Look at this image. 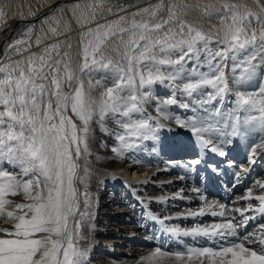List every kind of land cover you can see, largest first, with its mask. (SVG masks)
<instances>
[{
  "label": "snow or ice",
  "instance_id": "obj_1",
  "mask_svg": "<svg viewBox=\"0 0 264 264\" xmlns=\"http://www.w3.org/2000/svg\"><path fill=\"white\" fill-rule=\"evenodd\" d=\"M256 3L259 12L245 9L241 13L238 5H224L227 11L221 14L226 18L221 41L223 47L216 52L205 48L204 63L199 62L197 50L193 47L196 40L204 39L199 31L190 29L194 35L189 40L171 43L169 41H174L175 37L168 32L162 33L163 38L153 35L175 19L177 12L174 10L179 6L173 3L168 20L162 23L137 21L135 16L139 13H135L131 20L121 16L88 27L77 45L75 61L53 59L51 52L59 45L52 44L45 49L47 59L35 55L27 58V70L23 66L24 61L0 67V216L13 224L12 230L0 229L4 233L0 236V264H85L87 250L80 247L79 240L82 238L81 221L87 215L90 201L87 191L81 195L78 184L87 188L88 172L82 168L80 160L82 154L86 159L89 151L90 125L94 120L103 125L106 118H111L122 127V133L115 132L118 145L111 149L119 155L134 146L128 143L129 140L143 139L153 133L154 127L160 126L146 113L141 118L132 119L134 115L141 114L142 101L150 98L147 89L155 83L167 79L171 84L181 78L187 82L182 84L180 91L187 97L197 90L211 88L213 91L201 97V104L207 105L209 101L223 103V97L231 91L224 73L229 53L233 59L232 71L235 73L239 68L241 73L234 77L237 82L253 75V61L257 57L264 59V28L259 39L256 30L251 28L253 22L264 24V5H259V0ZM165 7L161 2L153 10L145 8L142 12L156 17ZM183 7L188 10L196 6ZM92 19H95L94 15ZM183 27L181 24V30ZM31 31L29 28L24 35L30 37ZM114 38L123 45L125 64L115 67L113 86H101L100 98L94 99L85 91L79 75L109 67L111 61L104 63L103 49ZM27 43V39L18 38L9 47L19 52L20 46ZM181 45H186L187 51ZM249 48L251 51L242 60L236 59L238 53ZM173 49H179L177 60L158 59L161 54L170 57ZM63 56L69 57V53L65 52ZM186 63H192L191 70L185 68ZM161 66H171L172 70L166 76ZM65 86L71 91L65 92ZM171 86L175 89L174 84ZM141 88L146 89L142 94ZM154 103L160 119H175L182 127L188 128L196 144L206 152L224 158L211 164L205 160L208 176L202 179L211 181L214 174H224V165L233 167L227 158L230 152L235 151L234 144L240 146L251 141L247 160L250 165L255 163L258 150L264 152V82L258 89L236 92L233 110L226 116L217 106L203 116L193 111L192 117L182 120L162 110V104L176 105L175 98ZM184 107L188 109L189 104H184ZM69 111L78 117L79 124L68 115ZM200 111L204 109L200 108ZM216 116L221 119L216 120ZM254 137L259 138L258 143ZM201 163V159L191 162L192 165ZM4 164L14 169L18 167L19 172L6 170ZM246 172L248 169L240 168V173ZM240 173L233 174L236 181H239ZM254 183L259 189L258 194L249 187L245 195L238 198L246 202L243 209L229 208L219 202H205L197 210L175 217L189 219L210 215L221 218L218 222L197 224L190 229L175 226L163 229L178 237L205 238L211 246L187 247L174 252L156 247L148 256L141 258L143 264H161L167 260H174L176 264H264V182L257 180ZM194 191L199 194V189ZM21 194L26 202L15 203L7 198ZM200 198L205 200L203 195ZM164 199L161 197L160 201ZM81 201L84 211H81ZM253 201L257 206H253ZM248 212L258 213L261 222L253 231L240 236L239 229H247L250 222L258 220L257 215H246ZM232 213H237L240 218ZM173 218L149 216L161 225Z\"/></svg>",
  "mask_w": 264,
  "mask_h": 264
},
{
  "label": "bare ground",
  "instance_id": "obj_2",
  "mask_svg": "<svg viewBox=\"0 0 264 264\" xmlns=\"http://www.w3.org/2000/svg\"><path fill=\"white\" fill-rule=\"evenodd\" d=\"M58 1H61V2L59 4H57V6H55L54 3H57ZM91 1H95L94 12H95L96 16L99 17V19H100V20H98V23L104 24L103 19L108 15L119 16L123 12L132 13L134 10H142L147 5L154 3L157 0H53L50 3H47L48 0H12L10 2V11L13 13H17L20 16H25V17L12 20L15 23L16 31L13 35H11V37L8 38V40L4 46L3 52L0 53V60L3 59L2 57L5 56V54L9 50V45L13 42V40L20 38L22 35H24V34H22L19 36L20 33H23V31L25 29L33 28L35 24H36V27H35L36 35H35L34 41L36 40V42H37L38 40L40 41V40L44 39V37L42 35V33H43L42 23L44 22L43 19L53 21L54 24L57 25L56 37L61 41L63 49H69L70 50L71 48H68L67 45L68 44L72 45L73 42L71 43V38H73L75 36H79L83 32V30L85 29V26L80 24V18H81V14H82L81 12L84 9H92ZM52 4H54V5H52ZM60 6L62 7L63 10L59 9L57 11H54L55 9H58V7H60ZM34 9H36V10H34ZM49 12H51V14ZM63 13L68 14L73 19V21H74V28L73 29H70L66 25V23L64 21V17L62 15ZM222 13H224V12L217 11L213 6H210V8L206 11V13L204 15L202 14L200 17L205 19L204 21H206V22H209V20L210 21L214 20V22H215L218 19L225 18L224 16L221 15ZM46 14H48V15L46 16ZM206 17H211V19H213V20H211V19L208 20ZM181 24H183V23L177 19L175 21H170L168 24H165L164 27L162 28V29H164V31H162V29H161L158 32H161V31H162V33L168 32L169 34H171L173 32V34L171 36H174L175 40L174 41L170 40L169 41L170 43L180 41V40H177V31L182 33V35H187V36H191V34L194 35V32H190V29H193V28H190V27L185 26L183 24L184 27H183V30H181ZM7 26H8V30H9V28L11 26L9 24ZM8 32L9 31H5V32L3 31L2 33H0V41L2 38H5L8 35ZM154 35H156V34H154ZM157 35H160V34L157 33ZM207 39H208L207 41H204L203 39L197 40L194 43V45H195L194 47L197 50L198 54L201 51H205V48H208L209 44H206V43H211V41L209 40V38H207ZM181 40H183V39H181ZM202 41H204V42H202ZM218 42H220V41H218ZM211 44H213V43H211ZM183 46L185 47L186 45H183ZM215 46H217V45H215ZM184 49L187 50V47H185ZM174 50L175 49H173L171 51V55L173 54ZM11 53L17 55L19 57V61H24V66L26 69L29 67V65L27 63V58L30 57V54H29V50L26 47V44H23L20 46L19 52L16 49L12 50V51L9 50L8 54H11ZM108 54H110V53H108ZM72 55L73 54L70 51L68 60L69 59L72 60ZM171 55H170V57H166V56L163 57L164 55L162 54V57H163V59L164 58H170L172 60H177L179 58V56L172 57ZM109 59H110V57H109ZM113 62H115L114 59H113ZM202 62H204V61H202ZM104 63H108V57H106V59L104 60ZM0 65H1V63H0ZM115 67H116L115 64L111 62V64L107 68L96 69L90 73L89 72L80 73V80L84 84L85 91L90 93L92 98H94V99L100 98L101 91L103 90L101 86H104V87L113 86L112 81H113V77H114ZM185 68L187 70H191V68H192L191 63H186ZM168 70H169V72L171 71V66H168ZM262 71L263 70L259 69V72L256 73V76L251 79V84H252L251 87L252 88L258 89L260 84L262 82H264V73L261 75ZM238 76H240V75H238ZM98 81H99V84H97ZM176 81L180 82V84L187 82L186 80H182L181 78H177ZM239 86H241V85L238 84L236 86V84H235V87H239ZM169 88L170 87H168V88L164 87L162 89V92L165 89L166 94L160 98L158 97L159 100L166 101L167 99L170 98L171 91L169 90ZM145 90L146 89L141 88L140 93L142 94ZM152 91L148 90L150 98L145 101L146 105L148 107H149L151 102L154 103V101H157L154 90L152 89ZM180 93H181V95H184V92L180 91ZM204 93H205V91H203V90H197L195 95L202 97L204 95ZM154 105H155L154 106L155 112H153V113L158 114L156 111V104L154 103ZM162 110L165 111L170 116H173V117H177V115L180 116V114H178L177 109H174L171 112L169 111V110H171V107H169V109H162ZM143 112H144V109L142 108L141 114ZM141 114H137V115L141 116ZM77 119H78V117H77ZM174 120L175 119H170L169 121H174ZM175 122H176V120H175ZM79 123H80V121H79ZM113 124H115L113 119L106 118L103 125H100L99 122L95 121V120L90 125L92 131H91L90 142H89V151L86 155V159L84 158V155L82 157V161H83L82 168H87V165H89L90 168L95 173L94 178L93 179L90 178V179H92L90 182V186L97 189V190L94 189L93 192H96V191L97 192H101V191L103 192L104 190H106L105 185L103 186V184H105V182L110 183V185L112 186L111 188H113V189L118 187L117 185H119V183H125L128 186H132V184H136V185L140 184L141 186L131 187L132 188L131 194L133 195V197L137 201V203L141 205V206H138V208H142V206H143V208L146 209V207H147V209H148L147 213H149L150 215L155 214L156 216H158L160 218H163L165 216L174 217L171 220H167L165 222V225H161L157 221L156 224L158 226H161L162 229H164V227H166V226H175V227H179L181 229H190L192 227H195L197 224L203 225V224H210L212 222H217V221H210L209 222L208 220L205 222H202L201 219H203L204 216L197 217V218H189V219H183V218L176 219L175 217H177L181 213H186L189 210H197L205 202H208V203L219 202V203L225 204L229 208L238 207V208L243 209L246 207V202L243 200H238V198L244 196L246 189L249 187H251L253 189L254 194H258L259 189L256 188L254 182L257 180L264 182V175H260L257 173L258 169L264 170V152H262L260 150L257 151V153L254 157V159H255L254 165L256 166L255 170H250L249 172H246V173L232 172L227 167L224 166L226 168V171L224 172V175H221L222 176L221 178H219L215 174L212 176L211 180H212L213 184H211L210 181H208L206 179H202V177H207V174L204 173V171H203V169H205V167L198 169L199 167L195 168V167H191L187 164H180V161H178V163L176 165L170 164V166L160 167L155 172H151L150 173L151 176H154L159 171H163V173L167 175V176L166 175L162 176L160 178L161 181H159L157 183H154L150 176H148V177H141L140 176L139 179H137V181H135V182L127 181L126 179H124V177L121 176V174H123V173L129 174V172H131V169L133 171V174H135V175H137V173L144 171L142 169V164L139 162V159L141 158L143 146H135L134 145L133 147H130L129 149H127L126 151H124L123 153H121L119 155L114 153L111 150L112 146L118 145V141H116V139H115V132H121L122 127L118 125V126L114 127V129H112ZM167 125H169L171 127L176 126L175 124L172 125L171 123H167ZM105 129L107 131H105ZM177 130L181 131V129H177ZM191 138L192 139H190V138L182 139L179 142L178 146H177V143L175 142L174 148H169L167 146L166 149L168 150L169 155H171L170 157L171 158L177 157V155H175V154H186V153H188L189 156L186 159V161H188V162H189V160L201 159L200 157H202L203 161L208 160V161H212V162L213 161L216 162V161H220V160L224 159V158L217 157L213 153L206 152L201 146L196 144V142L194 141L192 136H191ZM207 138H209V137L207 136ZM254 139H256L257 143L259 142L258 137H254ZM178 141H179V139H178ZM249 143H251V141H245L240 146H236L234 144L233 147L235 148V151L230 152V155H231L230 157H233V159H235V158H238L237 156H240V154H247V157H249V150H248V144ZM192 154H196V155L191 156ZM179 156H181V155H179ZM240 157H242V156H240ZM176 159L179 160L178 158H176ZM228 159H229V156H228ZM182 162H185V159L182 160ZM173 167H175L174 168L175 171L172 174H167L168 172L173 170ZM196 167H197V165H196ZM234 173H240L239 181L235 180V177L233 175ZM132 179H134V178H132ZM145 181L147 183H142ZM164 182H167L169 184H175V182H176L177 187H173V188L174 189L176 188L175 190L177 191V193L174 194V190L168 191L166 193L155 192V191L153 192V190H151V188L155 187V186L160 187V186L168 185L167 183H164ZM217 183L219 184V187H217V185H216ZM98 185L100 187H98ZM243 187L244 188L246 187V188L244 191H241V188H243ZM82 188L85 189L83 184H82ZM194 189H199V194L197 192H195ZM232 189L234 191V194H233L234 196L231 199L232 200L231 201L230 197H231L232 191H230V190H232ZM109 190H110V188H109ZM209 190L213 194L217 193L216 194L217 198L209 197L207 194ZM140 191H143V194H141ZM213 191H215V192H213ZM149 193H152V194H149ZM201 195H203L205 197V200H201V198H200ZM180 196H182L183 198L182 199L181 198L173 199V197H180ZM161 197H163L165 199L163 201H160ZM221 197H223V198H221ZM89 201H90L89 207L87 210H89L88 215L90 217L89 220L91 221V223L90 224L88 223L89 227L85 224V226L81 230H85L87 228L93 230L96 218H97V216H99L101 214L106 215V216L109 214V215H112L110 217H112L113 219L119 217V218H122V220H126V221L130 220L132 218V216H135L137 214V213H135V208L137 207V205H131L129 213H127V212L125 213V211H123L124 209H122V207L119 208L117 206L114 208H115V210L118 211V214H117V216H114L108 207L109 206L112 207L111 203L114 202L115 199H110L108 201V203H105V202L103 203V201L101 202L99 200L98 201L94 200V202H92L91 199H89ZM141 201H143V204L141 203ZM147 202L149 205H151V207H153L152 209L151 208L149 209V207H148L149 205L146 204ZM179 203H183V205H184L183 209H179L178 206H177V210H171L169 208V207H173V205H177ZM190 203H193V205L192 206L187 205ZM252 203H253L254 207L257 206V202L253 201ZM105 206H108V207H105ZM186 206H189V207H186ZM145 213H146V211H145ZM125 214L126 215L128 214L127 218H125L126 217ZM232 215H235L237 217V219L240 218L237 213H232ZM246 215H257L258 220L255 222H250L247 229H239L238 234L240 236H243L246 231H253L256 227H258V224L261 222V220L259 219L258 213L248 212V213H246ZM137 217H139V216H137ZM141 217H142V215H141ZM214 218H216L217 220L221 219L219 217H213V219ZM189 221H192L193 223L191 222L190 224H186ZM5 223H7V222H5ZM143 225H144V229H148V227L145 224H143ZM140 227H141V222H138V223H136V225L135 224L129 225L128 226L129 229L123 230V232H121V233L117 232L118 234H122L121 236L124 238L125 241L126 240L128 241L127 244L131 247L130 248H123V249H121V248L116 249V251H118L117 252L118 255H121V256L118 259H113L111 261L109 260V263H107V264H126V263H128L131 259L126 258L123 255L124 253L136 255L137 256L136 260L141 261L142 257H146L152 251H154V249L156 247H153V248H148L146 246L138 247L140 250V253H138V252L135 253L134 250L132 249V246L137 241H139V243L146 244L145 241L139 240L137 237L138 236L137 228L139 230ZM102 228L107 230L106 232L110 234L111 231H110V229H108V227L103 226ZM114 228L118 229V227H114ZM145 232H146V230H145ZM159 232L160 231H157L154 234V236L159 235ZM114 233H116V232L113 231L111 234H114ZM104 234H106V233H104ZM168 235L169 234H167V232H166L165 236H168ZM156 236L152 237V238H154V242H157L160 240L158 237L156 238ZM182 237L185 239L194 238V237H190V236L189 237L182 236ZM167 238H169V237H166V239ZM149 239H151V237ZM179 239L181 240V238H179ZM197 239L201 240L202 238L191 239V240H195L194 245H192L191 240L190 241L186 240V241L191 243L192 246H195L197 244ZM163 240H164V237L162 239V243L160 244L161 246L165 245V243H163ZM168 241H170V243H171V240L168 239ZM96 242L97 241H91L90 243H88L87 249L89 252L91 249L95 248ZM108 242L109 241H104V243L109 244L108 246H110V249L113 248L112 244L114 241L111 240L110 243H108ZM176 244L179 245L180 249L184 248L180 242H178L176 240H172L171 245L174 247H178ZM205 245L208 246L209 243H205ZM157 247H160V246H157ZM163 247H165V246H163ZM163 247H161V248L163 251H165V249ZM195 247H198V246L196 245ZM256 247L259 248L260 245L257 244ZM133 248H135V247H133ZM166 251L170 252V250H166ZM174 251H176V248L174 249ZM88 255L89 254L87 253V256ZM85 261L86 262L88 261V257H86Z\"/></svg>",
  "mask_w": 264,
  "mask_h": 264
},
{
  "label": "rangeland",
  "instance_id": "obj_3",
  "mask_svg": "<svg viewBox=\"0 0 264 264\" xmlns=\"http://www.w3.org/2000/svg\"><path fill=\"white\" fill-rule=\"evenodd\" d=\"M11 1L12 0H0V12L3 13V15H0V33H2L5 30L6 26L13 19H20V18L25 17V16H20L17 13H13L10 11V2ZM52 1L53 0H48L47 3H50ZM161 2L164 3L166 7L163 10H161L160 12H158L156 17H150L148 14H145L142 12V10L145 8L153 10L155 8V5H157L158 3H161ZM173 3L177 4L179 7H178V9L174 10L177 12V15H176L175 19H173L171 21H175L177 19L180 22H182L185 26H188L190 28H193L196 31H199L202 34V36L205 37L203 39L204 41H207L208 40L207 38H209L211 43H213L214 45L211 43H206V44H209L207 49L212 51V52L219 51L223 47V44L221 43V41H222L223 35H224L223 25L226 23V18L218 19L217 21L214 22V20L211 19V17H206L208 20L211 19L213 21H210V20H209V22L204 21L205 19L201 18L200 16L202 14L204 15L206 13V11L210 8V6H213L217 11H221V12L227 11V9L224 7L225 4H230V5L234 4V5L240 6L238 8V10L241 13H243L245 11V9H250V10L256 11V12L260 11V8L257 5L256 0H157L154 3L147 5L142 10H134L132 13L123 12L119 16L108 15L103 19V22L106 23L109 21H113V20L118 19L121 16L125 17V19H127V20H131L133 18V14L139 13L138 15L135 16V19L137 21L143 19L145 21H148L149 23H156V22L162 23L163 21L168 20L169 8ZM91 5H92V9H84L81 12L82 14H81V18H80V24L85 26V29L83 30V32L86 31V29L88 27H95V25L98 23V20H100L99 17H97L95 12H94L95 1H91ZM184 5H192V6H196V7L185 10L183 7ZM259 5H264V0H259ZM59 9H62V7L60 6V7H58V9H55L54 11H57ZM34 10H36V9H34ZM49 13L51 14V12H49ZM47 15L48 14H46V16ZM62 15L64 17V21H65L66 25L70 29H73L74 28L73 19L66 13H63ZM93 15L95 16V19H92ZM43 20H44V22L42 23V30H43L42 35H43L44 39L40 40V43H37L36 40L34 41V38L36 35V33H35L36 24L34 25L33 28H31L32 31H31L30 37L22 35V34H25L29 28L25 29L24 30L25 32L23 31V33L19 34V36L22 35L20 38L28 40L26 47L29 50L30 56H33V55H35L36 57L45 56V59H47V56L45 55V49L50 48V46L52 44H58L59 48L51 52L52 58L53 59L63 58L64 60H68V57H64L63 53L68 52L70 54V51H71V53L73 54L72 55V61H75L77 59L76 54H75L76 50H77V45L80 41V38H81L83 32L79 36H75V37L71 38V43L72 42L73 43H72V47L70 50L69 49H63L61 41L56 37L57 25L54 24L53 21H49V20H45V19H43ZM85 21H87V23H85ZM251 28H254L256 30V34H257V37L259 39V35H260L262 28H264V24L258 25L255 22H253L251 25ZM53 30H55V32H53ZM162 31H164V29H162ZM162 31L158 32L161 35V38H162V34H161ZM154 34L157 35V33H154ZM172 34H173V32L169 35L171 36ZM192 35L193 34H191V36ZM249 35H251V32H249ZM191 36L182 35V33L177 31V40L183 39V40L187 41L190 39ZM204 41H202V42H204ZM218 41H220V42H218ZM215 45H217V46H215ZM194 46L195 45L193 44V47ZM185 47H187V46H185ZM185 47L183 45L181 46V48H183L184 51H187L184 49ZM9 50L12 51V50H15V48L9 47ZM8 51L5 54V56L2 57L3 59L0 60V63H1L0 67H3L4 65H15L16 62H19V57L15 54H12V53L8 54ZM249 51H251V48H249L247 51H241L240 53L237 54L236 59L242 60L247 55V53ZM57 52H59V54H60L59 57L57 56ZM108 53H110V54H108ZM200 53L198 54V52H197V55L199 56V62L204 63L202 61H204V58H205V55H204L205 51H201ZM103 54H104V58L106 59V57H108V61H111L112 63H114L115 66H124V64H125L124 48H123V45H121L119 43L118 39L114 38V39L110 40L106 44V46L104 47ZM179 54H180L179 49H175L171 56L172 57L179 56ZM109 57H110V59H109ZM163 57H165V56H163ZM163 57L161 54L158 56V59H163ZM113 59L115 62H113ZM253 63L255 64V69H254L253 75L249 76L246 80L237 83V81L234 79V76L236 77L238 75H241V73H240L239 68H237L235 73L232 71L233 59H232L231 53H229V58H228L226 65L224 67V73H225V77L227 80L228 88L231 89V91L229 93L225 94V96L223 97V103H219L218 101H209V103L207 105H202L200 96L193 94L191 97H187L186 93H184V95H181L180 89H182V84H180V82H178L176 80L171 82V84L175 85V89L171 86L170 82L166 79L163 82L155 83L154 85H152L150 87V89H147V91L148 90L152 91V89H153L154 93L156 95V99L158 101L159 100L158 97L160 98L166 94L165 89L163 92H162V89L164 87L165 88L170 87L169 88V90L171 91L170 98H175L177 101V104L176 105L162 104V109H169V107H171V110H169L170 112L173 111L174 109H177L178 114H180V116L177 115V117H179L182 120L189 118V117H192L193 111H196V114L198 116H203V115H205L206 112L214 111V109L217 106L221 109V112L226 116L229 112H231L233 110V100L235 97V93L238 91H242V90H255L254 88L251 87L252 86L251 79L256 76V73L259 72V69L263 70L261 72V75L264 73V59L257 57V59L255 61H253ZM191 65H192V63H191ZM245 67H246V65H245ZM202 70H205V69H202ZM161 71H164L165 75L167 76V74H168L167 72H169L168 66H161ZM79 79H80V75H79ZM235 84H236V86L238 84L241 86L235 87ZM73 87H75V85H73ZM200 90L205 91V93L213 91L211 88H204V89H200ZM64 91L70 92L71 89L69 87L67 88L65 86ZM159 101L164 102L162 100H159ZM142 103H143V109H144L143 113H146L147 117H151L152 120H155L156 124H158L160 126L154 127L153 133H150L147 137H145L143 139L129 140L128 141V143L133 144L135 146H143L141 158L139 159V162L142 164V169L144 171L137 173V175H135V174H133V171L131 169V172H129V174L123 173V174H121V176L124 177V179H126L127 181H133V182L137 181V179H139L140 176L141 177L150 176L152 181L154 183H157V182L161 181L160 178L166 174H164L163 171H159L154 176H151L150 173L155 172L160 167L170 166V164L176 165L178 163V161H180V164H187V165H189L191 167H195V168L199 167L198 169L204 168L205 164H204L202 157H200L202 160V163L200 165H197V167H196V165L191 164V162L193 160H189V162L186 161V159L189 156L188 153H186V154H175V155H177V157H173V158L170 157L171 155H169L166 147L168 146L169 148H174L175 142L177 143V146H178L179 142L182 139H185V138L192 139L191 138V136H192L191 132L188 130V128L182 127L180 124L175 122V120L169 121L167 119H163V120L160 119V116L158 114L153 113V112H155L154 111L155 105L153 102L150 103L149 107L146 105L145 101H142ZM186 103L189 104L188 109H186L184 107V104H186ZM200 108H203L204 111L201 112ZM142 114H141V116H142ZM253 114H255V113H253ZM68 115L71 116L72 119L75 122H77V124H79L77 117L71 111H69ZM141 116L134 115L132 117V119H138V118H141ZM147 117H144V118H147ZM215 119L219 120V119H221V117L216 116ZM149 122L151 123V120ZM167 123H171L172 125L175 124L176 126L171 127V126L167 125ZM116 126H118V125L113 124L112 129H114V127H116ZM177 129H181V131H178ZM121 132H123V129H121ZM205 138H207V136ZM178 139H179V141H178ZM179 155H181V156H179ZM193 155H196V154H192L191 156H193ZM230 156L231 155L229 154V159L228 158L227 159H228V161L230 160L233 167L228 168L226 165H224L230 171L240 172V168H246V169H248V172L250 170H255L256 166L254 164L250 165L247 162V160H248L247 154H240V156H242V157L237 156L238 158H235V159H233V157H230ZM82 157H83V154H82ZM82 157L80 160L81 166H83L82 165L83 164ZM176 158H178L179 160H177ZM184 159H185V162H182V160H184ZM206 161L208 164H211L214 162V161L212 162V161H208V160H206ZM235 165H239L240 167H235ZM3 167L10 172H13V171H15L16 173L19 172L18 167L14 169L12 167H9L7 164H4ZM174 168L175 167H173V170L168 172L167 174H172L175 171ZM86 170L88 172V177H87V181H86L87 188L83 189L82 184H78L81 195L83 194L84 191H87V192L89 191L88 192L89 199H91L92 202H94V200H97V201L99 200L101 202L103 201V203L104 202L108 203V201L110 199H115V201L111 203L112 207L105 206V207L109 208V210L112 212V214L114 216H117V214H118V211L115 210V208H114L117 206L119 208L122 207V209H124L123 211H125V213L126 212L129 213L130 206L131 205H137V207L135 208V213H137V214L135 216H132V218L128 221L122 220V218H119V217L113 219L112 217H110L112 215H109V214L107 216L101 214V215L97 216V218H96V221H95V224L93 227L94 231L92 229H89V228H87L85 230H81V229H83L85 224L88 226V223L89 224L91 223V221L89 220L90 217L88 215L89 210H87V215L81 221L80 231H81L82 238L79 240L80 247L83 249H86L87 253L89 254L87 256L88 261L87 262L85 261V264H102V263L107 264V263H109V260L111 261L113 259H118L121 255H118V253H117L118 251H116V249L130 248L131 246H129L127 244L128 241L124 240V238L121 236L122 234H118L117 232L121 233V232H123V230L129 229L128 228L129 225H133V224L136 225V223H138V222H141V227L139 228V230L137 228V232H138L137 237L139 240L145 241L146 244L139 243V241L135 242L134 245L132 246V249L134 250L135 253H137V252L140 253V250L138 247H143V246H146L148 248H153V247H157V246H160V247L165 246L166 248L163 247L165 249V251L170 250V252H174L175 248H176V251H180V250H184L187 247H195L196 245L198 247L206 246L205 243H208L205 238H202L201 240L197 239V244L195 246H192L195 244V240H191V239H196V238L185 239L182 236L178 237V236H175L171 233H167L169 235L165 236L166 232L161 228V226H158L156 224L157 221H153V220L149 219L150 214L145 213L146 209H144L143 206H142V208H138V206H141V205L137 203V201L134 199L133 195L131 194V189H132L131 187L141 186L140 184H137V185L132 184V186H128L125 183H119V185H117L118 187L113 189V188H111L112 186L110 185V183L105 182V184H103V186L105 185L106 190H104L103 192L102 191L101 192H97V191L93 192V190L96 188L91 187L90 182L94 178L95 173L90 168L89 165H87ZM203 171L208 176V172L206 171V169H203ZM257 173L260 175H264V170L258 169ZM81 175H83V174L81 173ZM218 177L221 178L222 176L220 175ZM90 178H92V179H90ZM132 178H134V179H132ZM25 179H26V177H25ZM164 183H167V182H164ZM210 183L213 184L212 180L210 181ZM167 184L168 185H166V186L152 187L151 190H153V192L155 191V192H164V193L174 190V194H176L177 193V191L175 190L176 188L174 189L173 187H177L176 186L177 183L175 182V184H169V183H167ZM216 185H217V187H219L218 183ZM84 187H85V185H84ZM98 187H100V186L98 185ZM109 188H110V190H109ZM245 188L244 187L241 188V191H244ZM230 191H232L231 197H230V200H231L234 196L233 195L234 191H233V189ZM213 192H215V191H213ZM140 193L143 194V191H140ZM149 194H152V193H149ZM207 194L209 197L217 198V195H216L217 193L213 194L210 190L208 191ZM7 198L14 201L15 203L26 202L25 197L22 194L16 195V196L9 195ZM221 198H223V197H221ZM146 204L149 205L148 202ZM187 205L192 206L193 203H190ZM177 206L179 207V209L184 208L183 203L173 205V207H169V208L171 210H177ZM189 206H186V207H189ZM148 207H149V209L153 208V207H151V205H149ZM8 210H12V209L9 208ZM81 211H84L82 201H81ZM141 215H142V217H141ZM137 216H139V217H137ZM127 217H128V214L126 215L125 218H127ZM210 217L211 216H209V215H205L203 217V219H201V221L205 222L208 220L209 222L210 221H217L218 222L220 220V219L217 220L216 218L213 219V217H211V218ZM5 222H7V223H5ZM191 222L192 221H189L186 224H190ZM143 224H145L149 230L144 229ZM103 226H106V227H108V229H110V231H111L110 234L106 232L107 230L102 228ZM114 227H118V229H116ZM12 228H13V224L6 217L0 216V229L12 230ZM145 230H146V232H145ZM113 231H115L116 233L111 234ZM157 231H160L159 235H157V236L155 235V236H156V238L158 237L160 240L157 242H154V238H152V237H155L154 234ZM104 233H106V234H104ZM0 236H4V233L0 232ZM150 237H151V239H149ZM163 237H164L163 243H165V245L161 246L160 244L162 243ZM166 237H169V238L166 239ZM179 238H181V240ZM168 239L171 240V243H172V240H176V241L180 242L184 248L180 249L178 244H176V245L179 248L172 246L170 241H168ZM111 240H113L114 242L112 244L113 248L110 249V246H108L109 244L104 243V241H109L108 243H110ZM186 240H188V241L191 240L192 245H191V243L187 242ZM91 241H97V242H96L95 248L91 249L89 252L87 249V245ZM208 246H211V245L209 244ZM133 247H135V248H133ZM123 255L126 258L131 259L126 264H143L142 261L136 260L137 259L136 255H132V254H128V253L127 254L124 253ZM161 264H176V262L174 260H167V261H162Z\"/></svg>",
  "mask_w": 264,
  "mask_h": 264
},
{
  "label": "water",
  "instance_id": "obj_4",
  "mask_svg": "<svg viewBox=\"0 0 264 264\" xmlns=\"http://www.w3.org/2000/svg\"><path fill=\"white\" fill-rule=\"evenodd\" d=\"M61 1H58L57 3H54L55 6H57V4H59ZM52 4V5H54ZM9 25L11 26L8 30V26L5 28L4 32L5 31H9L8 32V35L5 37V38H2L1 41H0V53L3 52V49H4V46L8 40L9 37H11V35H13L16 31V26H15V23L14 21H12L11 23H9Z\"/></svg>",
  "mask_w": 264,
  "mask_h": 264
}]
</instances>
